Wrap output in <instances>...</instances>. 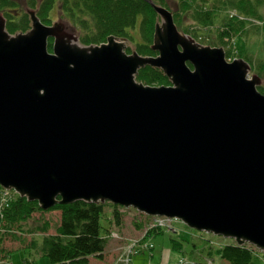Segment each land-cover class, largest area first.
Instances as JSON below:
<instances>
[{"label":"water","instance_id":"1","mask_svg":"<svg viewBox=\"0 0 264 264\" xmlns=\"http://www.w3.org/2000/svg\"><path fill=\"white\" fill-rule=\"evenodd\" d=\"M147 1L161 19L154 56L113 34L81 45L32 8L30 28L10 33L0 12V186L43 210L109 201L264 253L260 76ZM147 65L170 84L138 80Z\"/></svg>","mask_w":264,"mask_h":264},{"label":"trees","instance_id":"2","mask_svg":"<svg viewBox=\"0 0 264 264\" xmlns=\"http://www.w3.org/2000/svg\"><path fill=\"white\" fill-rule=\"evenodd\" d=\"M153 1L170 10V2L175 3L173 17L178 28L196 38L207 39L201 42L207 41L211 46H224L227 58H244L252 69L264 76V57H256L249 50L246 39L250 33L264 38V0ZM56 3L64 17H68L77 28L79 25L84 29L80 36L84 44L101 43L111 34L130 39V29L139 19L141 41L136 44V50L143 55L155 53L151 44L158 15L147 0H27V6L35 9L39 18L48 24ZM0 12L7 20L6 28L10 33L30 28L29 14L21 10L17 0H0ZM188 19L192 25L189 22L184 25ZM201 29L206 30L200 33ZM52 41V38L48 41L49 50L52 49ZM137 79L150 85L170 83L160 69L148 65L139 70ZM258 90L264 94L263 85L258 86ZM13 195L12 200L0 195V235L9 229L23 230L22 222L30 219L34 212L45 211L36 201H28L14 192ZM108 204L113 209L103 225L104 208ZM119 207L108 202L83 200L56 204L48 209L60 210L56 232L44 235L39 246L35 241L31 245L48 256L51 264H89L90 256L101 259L114 227L111 226L122 224L123 215ZM44 226L41 229L45 231L48 225ZM173 242V247H182L180 242ZM213 252L229 264H264V253L248 244L237 245L232 241L209 250V253ZM189 262L188 258L181 256L176 264ZM24 264H30V261L25 259ZM205 264H213V260L206 257Z\"/></svg>","mask_w":264,"mask_h":264},{"label":"rangeland","instance_id":"3","mask_svg":"<svg viewBox=\"0 0 264 264\" xmlns=\"http://www.w3.org/2000/svg\"><path fill=\"white\" fill-rule=\"evenodd\" d=\"M17 1L19 2L22 11H25L29 8L27 6V0H17ZM57 7L58 6L56 3L53 10L50 12L51 17L54 20L56 19L55 21H64L66 24L70 25V27L79 37L78 42L81 45L98 44V43L84 44L80 40V36L82 35V33H84V29L79 25L77 28L71 21L70 22L67 21L66 18H64L63 14L61 15V12H59ZM170 8L171 11L173 12V10L176 9V4L170 2ZM157 21L161 22L159 16L157 18ZM188 22L190 23L189 25H192L189 19L184 21V25L187 24ZM71 25L72 26L74 25L73 27L75 29ZM178 29L180 32L186 34L187 36H191L195 40V42L202 45L211 46L210 44L206 43L207 41L201 42L202 40H207V39H203L201 37L196 38L192 36V34L186 33L180 28ZM205 30L206 29H201L199 32L204 33L203 31ZM130 33L132 35V38L124 39L126 42L125 51L127 53H132L133 51H137L136 44L141 41L139 19L137 24L130 29ZM246 39L249 45V50L255 53V56L258 58L264 57V38L259 35L250 33ZM214 40L216 39L214 38ZM217 47L224 48V46L221 45H217ZM232 48L233 51L236 52L235 47ZM154 52H155L154 54H147V55H153V56L157 55L158 52L157 51ZM225 58L228 61H232L235 58H241V57L227 58L226 50H225ZM189 65L191 66V64ZM250 67H251L250 75L257 74L258 76H260L259 73H257L254 69H252L251 64ZM260 79H261L260 85L264 86V76H260ZM12 191L5 192L3 190L2 191L0 190V195L2 198L7 197V199L12 200L14 199V195ZM106 202L111 203L109 201H105L103 203ZM119 206H120L119 210L120 212H122L123 215L122 224L120 226L112 225L111 227L114 226L112 231H116L117 234H119L120 238H117V236H113V238H110L105 247L104 256L101 259L90 256L89 264H110L115 254L118 252L119 247L124 244L126 238L128 237H135V238L142 237L141 238L142 243H139L140 245L138 246V251L136 254L132 255V260L129 264H176L177 260L181 256L188 258V260L190 261L188 264H205L206 257L207 258L209 257L211 260H213V264H229L226 260L222 259L215 252L209 253V250L210 249L213 250L219 247L221 244L231 243L232 241L235 242L232 238L222 237L205 231H199L190 228L187 225H185L181 220H178L177 222L176 218L172 220L173 226L170 227V231H168L167 228L164 231L159 232L161 231L162 228L148 227L153 215H148L146 213L140 212L134 207H124L122 205ZM112 209L113 208L109 204L105 206L104 208L105 213H104V217L102 218L103 225H105L106 223L105 219L111 216ZM60 215H61L60 210L47 209L45 211H37L32 214V217L30 219L22 222L21 225L23 230H21L20 228L9 229L8 231L5 230L0 235L1 238L0 264H24L25 259L30 261V264H51L49 257L44 255L38 249V247L35 248L33 245H31V243L35 241L36 243H38L39 246L44 235L54 234L59 224ZM45 224H47L48 227L44 231L41 228L45 227L44 226ZM174 224H177V226L175 227ZM144 233L145 235H143ZM173 240L180 242L182 247L181 248L173 247L174 245ZM143 243L147 245L152 243L154 245V248L151 247V249L149 250V247L144 246ZM253 247L256 249L255 246Z\"/></svg>","mask_w":264,"mask_h":264},{"label":"built area","instance_id":"4","mask_svg":"<svg viewBox=\"0 0 264 264\" xmlns=\"http://www.w3.org/2000/svg\"><path fill=\"white\" fill-rule=\"evenodd\" d=\"M173 219L175 218H170L167 216H152L151 222L148 227L149 228L159 227L162 229L163 228L170 229V227L173 226V223H172ZM112 235L119 237L117 233H113ZM143 235H145V233ZM141 238L142 237H139V238L133 237V238L127 239V242L119 248V253L113 259L111 264H129L132 255L136 254L138 251V246L140 245L139 243H142ZM143 245L149 248L152 247L151 243L149 245L143 243Z\"/></svg>","mask_w":264,"mask_h":264},{"label":"flooded vegetation","instance_id":"5","mask_svg":"<svg viewBox=\"0 0 264 264\" xmlns=\"http://www.w3.org/2000/svg\"><path fill=\"white\" fill-rule=\"evenodd\" d=\"M61 15H62V14H61ZM61 18H62V17H61ZM64 18H66V20L70 22V19H69L68 17L65 16ZM52 20H53V21H52ZM55 20H56V19H55ZM55 20L52 18V19H51V23L54 22ZM73 26H74V25H73Z\"/></svg>","mask_w":264,"mask_h":264}]
</instances>
